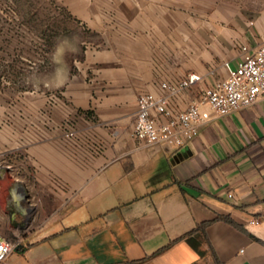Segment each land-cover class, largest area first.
Instances as JSON below:
<instances>
[{
	"label": "crops",
	"instance_id": "crops-1",
	"mask_svg": "<svg viewBox=\"0 0 264 264\" xmlns=\"http://www.w3.org/2000/svg\"><path fill=\"white\" fill-rule=\"evenodd\" d=\"M157 1L144 0L149 7ZM161 16L151 8L120 12L116 28L130 37L113 49L131 54L98 105L86 100L101 125L32 145L29 154L42 167L32 173L40 183L33 192H22L19 179L14 191L8 171L9 155L19 161L24 150L0 151V235L19 242L5 264H264V100L211 120L180 150L155 153L130 136L141 93L194 71L211 83V70L226 75L227 62L237 67L240 47L264 36L236 38L234 50L223 45L218 59L205 54L193 67L168 63L154 74L152 35L166 25ZM210 29L216 33V23ZM193 30L191 49H216V38ZM208 221L196 248L184 236Z\"/></svg>",
	"mask_w": 264,
	"mask_h": 264
},
{
	"label": "rangeland",
	"instance_id": "rangeland-1",
	"mask_svg": "<svg viewBox=\"0 0 264 264\" xmlns=\"http://www.w3.org/2000/svg\"><path fill=\"white\" fill-rule=\"evenodd\" d=\"M149 6L144 0H0V151L4 146L24 150L19 161L10 154L7 163L14 191L22 184L21 191L31 193L33 183L40 184L32 175L42 168L29 154L32 145L101 125L86 100L98 105L112 85L108 82L121 76L123 58L131 54L113 49L118 40L130 37L118 33L120 12L151 8L162 13L159 21L166 25L152 35L159 44L151 51L154 74L168 63L193 67L205 54L218 59L226 52L223 45L227 53L234 50L236 38L264 36V0H158ZM213 23L216 33L210 29ZM166 26L178 33H164ZM200 28L203 38H216L215 50L191 49L190 38L196 41L192 29ZM58 38L71 39L77 49L60 65L51 57Z\"/></svg>",
	"mask_w": 264,
	"mask_h": 264
},
{
	"label": "built area",
	"instance_id": "built-area-1",
	"mask_svg": "<svg viewBox=\"0 0 264 264\" xmlns=\"http://www.w3.org/2000/svg\"><path fill=\"white\" fill-rule=\"evenodd\" d=\"M240 50L237 67L227 62V74L218 77L217 71L211 70V83H205L206 75L194 71L178 80L163 79L157 91L141 93L130 136L155 153L180 150L197 139L211 120L264 100V40L243 44ZM18 246L19 242L0 235V264H5Z\"/></svg>",
	"mask_w": 264,
	"mask_h": 264
},
{
	"label": "clouds",
	"instance_id": "clouds-1",
	"mask_svg": "<svg viewBox=\"0 0 264 264\" xmlns=\"http://www.w3.org/2000/svg\"><path fill=\"white\" fill-rule=\"evenodd\" d=\"M75 39V38H72ZM67 45V47H65ZM77 51L75 45L72 44L71 39L69 38H58V43L54 46L53 52L51 54L53 63L60 65L63 63V57L68 52ZM59 70V69H58Z\"/></svg>",
	"mask_w": 264,
	"mask_h": 264
},
{
	"label": "trees",
	"instance_id": "trees-1",
	"mask_svg": "<svg viewBox=\"0 0 264 264\" xmlns=\"http://www.w3.org/2000/svg\"><path fill=\"white\" fill-rule=\"evenodd\" d=\"M77 136H79V135H77ZM77 138L81 139V137H77ZM91 138L97 139L98 136H97V134L94 133V135H92ZM91 138H90V140H92ZM223 218L225 220L231 222V223L236 224V222L230 217H223ZM209 224H211V221L204 222V223L200 224L196 229H194L193 231L186 234L184 236V238H186L190 242V244H192L194 247L199 248V242L197 240V237L200 236L201 233H203V232L205 233Z\"/></svg>",
	"mask_w": 264,
	"mask_h": 264
}]
</instances>
